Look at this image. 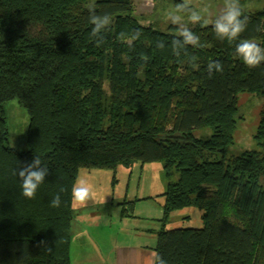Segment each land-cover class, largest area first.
<instances>
[{
	"label": "trees",
	"instance_id": "1",
	"mask_svg": "<svg viewBox=\"0 0 264 264\" xmlns=\"http://www.w3.org/2000/svg\"><path fill=\"white\" fill-rule=\"evenodd\" d=\"M132 1L0 0V264H70L79 169L136 162H159L167 180L154 264H264V107L260 150L226 157L237 95L264 100V62L249 68L235 55L243 40L264 48V11L242 14L246 29L231 43L196 25L188 45L142 25ZM92 14L109 17L96 35ZM13 100L28 115L25 152L7 146L3 105ZM203 129L208 138L194 135ZM35 155L49 175L27 199L13 171ZM187 208L201 212L200 229L165 228Z\"/></svg>",
	"mask_w": 264,
	"mask_h": 264
},
{
	"label": "rangeland",
	"instance_id": "2",
	"mask_svg": "<svg viewBox=\"0 0 264 264\" xmlns=\"http://www.w3.org/2000/svg\"><path fill=\"white\" fill-rule=\"evenodd\" d=\"M231 2L234 0H156L155 3L134 0L132 5L133 13L142 25L147 24L160 32L178 37L185 29L190 31L196 25H214L224 14L226 4ZM239 4L242 14L264 11V0H239ZM177 5L184 7L177 9ZM193 12L201 16L197 23L189 20ZM236 106V128L233 143L226 150L228 158L245 151L260 150L254 136L259 114L264 107L262 96L238 94ZM3 111L7 146L19 152L27 151L28 115L25 109L13 100L3 105ZM194 135L206 139L210 136V131L195 130ZM77 179L84 180L91 186L92 197L86 204L73 200L70 236L88 240L86 246L92 249L89 250L91 254L96 255H111L115 253L112 247L118 244L127 247L136 244L148 249L155 247L154 232L161 228L159 220L167 184L159 162H136L129 170L118 167L114 173L110 170L81 168ZM171 180H176V174L173 173ZM128 202H133V205L130 207ZM122 208L126 209L130 217H121ZM202 226L201 212L195 208H187L172 212L165 228L200 229ZM143 227L153 228L155 231L141 232L144 236L136 238L138 232L134 229Z\"/></svg>",
	"mask_w": 264,
	"mask_h": 264
},
{
	"label": "clouds",
	"instance_id": "3",
	"mask_svg": "<svg viewBox=\"0 0 264 264\" xmlns=\"http://www.w3.org/2000/svg\"><path fill=\"white\" fill-rule=\"evenodd\" d=\"M183 5H177V9H182ZM241 8L239 0L226 4L224 14L214 23V32L220 39H227L229 43L234 41L242 32L245 31L248 19H241ZM177 19H179L177 17ZM189 20L192 23H197L201 20V16L197 12H193ZM109 22L107 15L100 17L92 14L90 23L94 26L91 30L92 35H96L100 29ZM183 37V43L188 45L198 44L199 38L191 31L185 29L180 33ZM175 43H179L176 41ZM235 55L238 56L249 68H255L264 62V48H261L253 40H243L235 48ZM210 68H214L216 72L223 70V65L220 61L214 60L209 64ZM42 161L38 155H35L32 162L22 167L18 172L13 171V175H18L20 180L21 194L27 199H34L38 188L44 183L45 177L49 175L47 166L41 167ZM65 189L61 188L51 200V206L57 208L61 205V195ZM72 198L79 204H86L92 197L91 186L84 180L77 179L72 187ZM45 243L40 241V244ZM39 246V245H37ZM161 264H164L161 261Z\"/></svg>",
	"mask_w": 264,
	"mask_h": 264
},
{
	"label": "crops",
	"instance_id": "4",
	"mask_svg": "<svg viewBox=\"0 0 264 264\" xmlns=\"http://www.w3.org/2000/svg\"><path fill=\"white\" fill-rule=\"evenodd\" d=\"M134 230L138 232L136 238L144 236L142 233L155 231L153 228L146 227ZM87 241L81 238L74 239L70 236V264H154L155 253L153 248L148 249L136 244L128 247L118 244L112 247L115 253L104 256L103 254H91L89 250L92 251V249H88L86 246Z\"/></svg>",
	"mask_w": 264,
	"mask_h": 264
}]
</instances>
